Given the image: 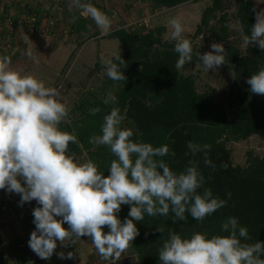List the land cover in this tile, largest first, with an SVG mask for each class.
<instances>
[{
	"label": "clouds",
	"instance_id": "1",
	"mask_svg": "<svg viewBox=\"0 0 264 264\" xmlns=\"http://www.w3.org/2000/svg\"><path fill=\"white\" fill-rule=\"evenodd\" d=\"M261 2L264 0H258ZM72 6L82 9L98 27L110 26L107 15L84 0H72ZM169 24L173 50L178 54L175 68L179 70L192 61L193 48L183 38L185 27L180 19L172 18ZM243 45L264 52V8L255 11V23L250 35L243 36ZM209 47L206 53H196L199 66L206 72L224 64L223 44L213 42ZM9 64L8 56H0V190L18 195L21 207L35 201V228L28 247L39 259L49 260L55 254L60 260H71L72 252L56 251L58 244L65 246L66 239L75 243L89 237L102 259L117 260L139 235L136 224L146 215L167 217L171 212L176 222L184 221L187 213L203 221L225 207V199L204 187L206 179L196 161L190 160L181 172L171 170L162 158L174 157L175 153L167 145L134 142L133 132L121 127L124 116L116 107L103 117L100 134L89 141L107 146L116 157L107 175L91 161L80 163L69 148L79 144L75 132L60 128L70 112L60 92L46 87L32 74L11 70ZM125 68V61L117 56L115 62H108L106 76L120 81L125 78ZM245 82L251 94L264 95V68ZM115 100L109 94L104 104ZM99 111L93 108L90 114ZM187 149L193 157L202 154L206 166L215 167L208 157L210 145L188 141ZM226 196L230 199L231 193ZM123 205L130 207L121 221ZM156 231L164 235L163 229ZM220 231L225 235L208 237L197 232L182 237L168 231L158 252V264H264V242L248 243V229L238 218L228 217Z\"/></svg>",
	"mask_w": 264,
	"mask_h": 264
},
{
	"label": "trees",
	"instance_id": "2",
	"mask_svg": "<svg viewBox=\"0 0 264 264\" xmlns=\"http://www.w3.org/2000/svg\"><path fill=\"white\" fill-rule=\"evenodd\" d=\"M199 1L203 0H152L151 3H154V9H174ZM209 1L210 6L203 12L193 39L202 36L208 44L213 40L223 44V65L231 75L230 95L226 104L216 103L210 89L200 91L198 78L194 74H185L198 61L196 53L202 54L201 50L195 52L196 48L192 47L195 48L192 61L185 62L177 70L175 63L178 54L173 50L175 42L164 41L163 28L142 32L122 27L110 37L123 48L117 56L125 61V78L113 81L105 75L101 93L93 91L80 95L78 103L70 109L67 123L60 125L62 131H74L77 136L79 144H70L71 152L75 156L86 152L98 171L107 175L110 163L116 157L107 146L94 145L89 141L100 134L103 117L116 107L124 116L121 127L133 132L131 139L134 142L148 143L154 147L167 145L175 156L162 159L176 172L183 171L190 160L196 161L206 179L204 187L211 189L214 196L227 201L225 207L203 221H196L187 213L184 221L176 222L172 221L171 212L167 217L146 215L142 222H137L139 235L126 249L137 258L138 264H158V252L168 231L182 237L197 232L208 237L225 235L221 233L220 225L228 217L238 218L240 224L248 229V243L264 242V156L249 154L245 166L235 165L229 148L230 143L247 141L252 137L264 143V95L251 94L250 86L245 82L264 68V52L255 46H247L243 53L238 51L230 41L226 15L230 3L228 0ZM230 1L236 7L243 36L250 35L251 25L255 23L253 1ZM71 18L76 31L85 30L81 14H72ZM112 61L115 62V58ZM109 94L116 100L106 105L104 100ZM93 108L100 111L92 115L90 110ZM228 108L232 112L231 118ZM188 141L210 145L208 157L215 167L206 166L202 154L193 157L187 149ZM226 193H231L230 199ZM35 207L37 205L32 204L23 208L32 221V209ZM129 207L121 206V221L127 217ZM156 229H163L164 235ZM104 230L107 231L106 226ZM22 243L19 240L17 246ZM4 244L0 236V252H6ZM23 261L19 259V264ZM0 264L6 263L0 260Z\"/></svg>",
	"mask_w": 264,
	"mask_h": 264
},
{
	"label": "rangeland",
	"instance_id": "3",
	"mask_svg": "<svg viewBox=\"0 0 264 264\" xmlns=\"http://www.w3.org/2000/svg\"><path fill=\"white\" fill-rule=\"evenodd\" d=\"M42 0H0V33L6 34V23H10L13 21L14 24H11V28L18 29L19 27L26 28L25 24L28 25V21L34 20V18L31 15V12L29 11L28 7L32 4V8L40 9ZM72 1V0H70ZM113 1L118 0H110V8L112 10L114 9L115 5L111 4ZM121 3L127 1V0H120ZM141 1V0H138ZM145 1V0H143ZM256 2L255 10L259 11L260 9L264 8V2L258 3V0H253ZM66 0H45V14H43L44 19L47 20V26L50 27V24H48L49 20H53L56 18V15H59L60 11H53L54 4L56 3L58 8H61L63 4H65ZM227 2L230 3L229 7L227 8L226 15L228 17L229 21V31H230V41L233 45H235L238 48V51H241L242 53L245 52L247 49V46L243 45V34L241 30L240 21L237 16V10L234 4H231L232 1L228 0ZM52 3V4H51ZM68 0V4H69ZM126 3V2H125ZM200 3V2H199ZM34 4H37V6H34ZM55 4V5H56ZM203 4V2H202ZM127 4H123L122 6H126ZM201 5L197 3L193 4H186L181 5L178 8L174 10H168L164 14H158L156 10L154 9V3H152L151 12L150 14L152 17H146L144 16L143 12L142 15H140V20L134 21L132 20L131 16H128L126 13L127 11L124 9H121L120 11H112L111 16L119 23L122 21V24L129 23V28L132 29H139L142 32H149L152 30H155L156 28H163L164 34L163 39L164 41L168 42H175L171 38V32L173 29L171 28L169 21L172 18H179L182 24L185 27V31L183 33V38L188 39L192 45V47H195V52H198L199 50L203 53H206L210 51V44L212 42H215L213 40L210 44H208L206 41L203 40V37L194 40L193 36L196 32L197 25L200 24L201 20V8L199 9V6ZM114 6V7H113ZM119 6V5H118ZM116 6V7H118ZM154 6V7H153ZM204 6V5H202ZM142 7V6H140ZM125 8V7H124ZM155 11H153V9ZM41 11V10H39ZM111 12V11H110ZM63 13V12H61ZM74 15L78 14L82 16L81 10H78L76 8L73 12ZM147 14V13H146ZM155 14V15H154ZM46 15V16H45ZM149 16V15H147ZM126 19V20H125ZM130 19V21H128ZM126 21V22H125ZM16 23V24H15ZM93 22H89V27H92ZM118 23L116 26H118ZM139 23V27L135 28ZM55 25V21L52 22L51 26ZM127 26V27H128ZM53 27V26H52ZM84 27L87 29V27L84 24ZM90 29V28H89ZM93 29V28H92ZM12 30L13 34H11L10 37H13L15 34V31ZM20 30V29H19ZM30 36L37 35L34 31L31 32V29H29ZM138 30V31H139ZM41 36L49 35L48 32L51 31L48 29V27L42 28L41 26ZM91 31V29H90ZM69 35L71 31H68ZM107 35L104 37V39H110V35L106 31ZM2 34L0 35V46L5 47V39L4 36L2 37ZM68 35V36H69ZM89 36V33L85 34V36H82V38H85ZM46 39V38H45ZM44 39V40H45ZM103 39V38H102ZM98 40V39H97ZM101 40V39H100ZM99 41V40H98ZM109 40H106L103 42L101 48H99L98 56L100 64L93 61V57H91L87 62L79 59L78 53H72V55H67L65 61L60 65H56L57 67H48L46 65V62L44 63L43 60H41V67L39 71H36L35 66L33 64L28 63L27 70H29L28 74H32L36 76L37 78L41 79L46 87L54 88L57 91L60 92L61 97L63 100L68 104L69 108L71 109L74 107L75 104L78 103V97L82 94H88L89 92H97L98 94L101 93V89L103 87L102 82L106 75V67L109 62V57H105V44H107ZM218 43V42H217ZM44 42H41V47L43 46ZM34 47L30 45L29 47V53L33 50ZM18 52L24 53L26 55L24 49H21L18 47ZM29 53H27L29 55ZM32 55V53H31ZM80 58H82L83 54H80ZM78 56V57H77ZM28 57H24L23 63H26ZM81 61H83V64H78ZM76 63V64H74ZM16 64V68L19 70H22L25 68V64H22L20 61H15L14 65ZM78 65L74 68V65ZM73 65V66H72ZM104 65V66H103ZM59 67V68H58ZM74 68V70H73ZM81 69L78 71V69ZM78 71V72H77ZM77 72V73H75ZM186 75L194 74L198 80H197V86L200 91H204L207 89H210L213 91L214 98L216 103H225L226 99L229 97V86H230V72L227 67L224 65L219 66L215 71H204L202 66H199V61L194 63L191 68H189L186 73ZM227 112L229 114V118L232 117V112L230 109H227ZM124 128V127H123ZM229 148L232 151V157L233 162L235 165H241L245 166L247 162V158L249 154H254L257 156H264V143L257 137H252L247 141H242L238 143H230ZM80 163H87L89 162V158L86 154V152H83L82 154L76 156ZM2 209L0 208V236L4 239V248L6 249V252H0V260L4 261L6 264H19V259L23 260L22 264H41V259H39L35 255V260L32 261L33 257L31 256V251H28L27 249H20L17 246V243L19 240L25 241L28 246V240L30 237V233L34 230L35 226L32 223L31 218L29 219L28 212L23 209H13V212H4L2 213ZM65 228H67V225H64ZM81 240V239H80ZM77 240L75 243H73V240L66 239L64 241L65 246H60L57 248V252L63 251V252H74L79 253V256L82 257L76 260H80V262L85 261L84 263L80 264H138L137 258L134 255H131L128 250H125L123 253H121L119 259L112 260L111 258L108 260H104L100 257V255L96 252L95 248L91 245V240L89 237H82V240ZM29 248V247H28ZM3 249V248H2ZM1 249V250H2ZM24 250V251H23ZM29 259V260H26ZM21 264V263H20Z\"/></svg>",
	"mask_w": 264,
	"mask_h": 264
},
{
	"label": "crops",
	"instance_id": "4",
	"mask_svg": "<svg viewBox=\"0 0 264 264\" xmlns=\"http://www.w3.org/2000/svg\"><path fill=\"white\" fill-rule=\"evenodd\" d=\"M45 0L40 1L41 3V8L40 9H33L32 4L34 2H32L31 5H29L28 9L31 12L32 17L36 20L35 25L32 26V31H34L37 35L35 36H30L29 34V25H26V28H24L22 30L21 27H19L18 29H15V34L13 35V37H10L11 34H13V32L11 31V26L9 23H6V34L5 33H0V35L2 34V37L4 36L3 39H5V47H1L0 46V56H8L10 58V64H9V68L13 71H17L21 74H28L29 70H27L28 67V63L29 64H33V66H35V69H37L36 71L40 70L41 67V60H43V62L45 63L46 61V65L48 67H57L56 65H60L65 61L67 55H72V53H78L79 59L83 60L84 62L87 60H89L91 57H93V61H95V59L97 60L96 63L100 64L99 56H98V51L99 48H101L100 46H102L103 42H105L106 40L108 43L105 44V57H109V61H112L113 58H115L118 54H120L123 50L121 44L114 38H110V39H104V37L107 35V33H105L106 31L108 32V34H113L115 31L121 29L122 27H127L129 25V23L126 24H122V21L119 23L111 16L112 11L116 12V11H120L121 9L126 10L128 16H131L132 20L134 21H138L140 20V15H142V12L144 13L143 15L146 17H152V15L150 14L151 12V8L150 5L152 7V0H127L123 3H121L120 0L118 1H113V3L111 4V6L114 4L115 7L112 10V8H110V0H84L85 3H89L92 6L96 7L97 9H99L100 11H102L104 14L107 15V17L110 20V26L107 29L98 27L95 22L90 18V16H88L87 14L83 13L82 9V17L85 21V26L87 27V29L85 28V30H81L80 31H76V29L74 28V21L71 18V15L73 14L74 10L76 9V7L72 6V1L69 0V4H68V0H66L65 4H63L61 6V8L58 9V11L61 10V12L63 13H59V15H56V18H54L53 20H49L48 24H50V27L47 26V20L44 19L43 14H45L46 12L45 10V4H44ZM58 1V0H57ZM253 1V0H252ZM201 3V5L199 6V9L201 8V16L203 14V12L205 11V9L210 6V1L209 0H203V1H199ZM198 2V4H200ZM203 2V4H202ZM254 5H256V2L253 1ZM52 4V3H51ZM56 4V3H55ZM54 4V6H55ZM123 4H127L126 6H122ZM119 5V6H118ZM204 5V6H202ZM34 6H37V4H34ZM56 6H58L56 4ZM118 6V7H116ZM142 6V7H140ZM125 7V8H124ZM178 8V7H177ZM153 9V8H152ZM176 9V8H174ZM174 9H155L157 13L156 16H158V14H164L166 13L168 10H174ZM41 10V11H39ZM153 9V11H155ZM111 11V12H110ZM147 13V14H146ZM149 15V16H147ZM155 15V14H154ZM46 16V15H45ZM126 20V19H125ZM55 21V25H52V22ZM130 21V19L128 20ZM89 22H93L92 23V27H89ZM29 23V21H28ZM118 23V26H116V24ZM16 24V23H15ZM41 26L42 28L48 27V29H50L51 31L48 32L49 35H44L41 36ZM198 26V25H197ZM1 27V24H0ZM91 31H90V29ZM93 28V29H92ZM20 29V30H19ZM31 29V28H29ZM197 29V28H196ZM71 31L70 35L68 33V31ZM89 33V36L82 38V36H85V34ZM69 35V36H68ZM46 38V39H45ZM103 38V39H102ZM45 39V40H44ZM99 41H98V40ZM101 39V40H100ZM1 42V41H0ZM41 42H44L43 46L41 47ZM30 45H32L33 50L31 51L32 55H28L27 53H29V47ZM18 47L21 49H24L26 55H24V53H20L18 52ZM80 54H83L82 58H80ZM77 56V57H78ZM24 57H28L26 63H23V59ZM20 61L22 64H25V68L22 70L17 69L14 65L15 61ZM81 61L78 64H83L84 62ZM76 64V63H74ZM73 64V65H74ZM72 65V66H73ZM78 66V65H74V68ZM104 66V65H103ZM59 68V67H58ZM73 68V70H74ZM81 69L79 68L78 71H80ZM77 71V72H78ZM75 72V73H77ZM9 196V194H8ZM36 203L34 202L33 205H35ZM0 208L2 209V211H4L5 213L7 212H13V211H6L4 209V203H0ZM23 243H26L25 241H23ZM59 248V245L58 247ZM24 251V250H23ZM26 251V250H25ZM65 254L67 252H64ZM73 253V259L68 260H60L57 258V256L54 254L49 260H41V264H80V263H84L85 261H81L80 260H76L82 257L79 256V253Z\"/></svg>",
	"mask_w": 264,
	"mask_h": 264
},
{
	"label": "built area",
	"instance_id": "5",
	"mask_svg": "<svg viewBox=\"0 0 264 264\" xmlns=\"http://www.w3.org/2000/svg\"><path fill=\"white\" fill-rule=\"evenodd\" d=\"M58 7L55 5L53 7V11H58L56 10ZM35 22L36 20H32L29 22V28H31L32 30V26L35 25ZM10 26L11 24H14L13 21L9 23ZM136 27L135 28H138L139 27V23L137 25H135ZM129 27V26H128ZM14 30V28H11V31ZM9 193H6L4 190H0V203H4V209L6 211H13V209H23V208H26V207H29L31 206L35 201H32V202H28V203H25L22 207L18 205V201L20 199V197L16 194H9ZM20 249H27L28 251H31L30 248H28L27 244L26 243H22L20 246H19ZM31 256L33 257L32 261L35 260V254L31 251Z\"/></svg>",
	"mask_w": 264,
	"mask_h": 264
}]
</instances>
